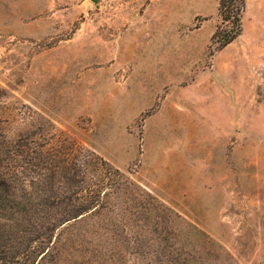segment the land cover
I'll use <instances>...</instances> for the list:
<instances>
[{
    "label": "rangeland",
    "instance_id": "obj_1",
    "mask_svg": "<svg viewBox=\"0 0 264 264\" xmlns=\"http://www.w3.org/2000/svg\"><path fill=\"white\" fill-rule=\"evenodd\" d=\"M218 6L0 0V184L26 134L93 152L118 187L35 264H264V0L214 50ZM10 207L0 188V228ZM34 246L0 239L7 256Z\"/></svg>",
    "mask_w": 264,
    "mask_h": 264
},
{
    "label": "trees",
    "instance_id": "obj_2",
    "mask_svg": "<svg viewBox=\"0 0 264 264\" xmlns=\"http://www.w3.org/2000/svg\"><path fill=\"white\" fill-rule=\"evenodd\" d=\"M245 5L246 0H219L220 22L211 37L214 50L225 48L240 36ZM63 144L32 149L26 134L14 142V173L10 184L5 180L0 184L1 192L8 191L11 204L10 219L0 228V239L13 237L36 246L28 254L22 252L21 258L19 251L7 256L9 252L0 249V264H35L38 258L42 261L58 229L98 213L108 191L114 193L118 189L106 185L91 172L95 168L110 173L112 169L107 162L73 142L76 154Z\"/></svg>",
    "mask_w": 264,
    "mask_h": 264
},
{
    "label": "water",
    "instance_id": "obj_3",
    "mask_svg": "<svg viewBox=\"0 0 264 264\" xmlns=\"http://www.w3.org/2000/svg\"><path fill=\"white\" fill-rule=\"evenodd\" d=\"M92 2H94V3H97V2H99V0H91Z\"/></svg>",
    "mask_w": 264,
    "mask_h": 264
}]
</instances>
